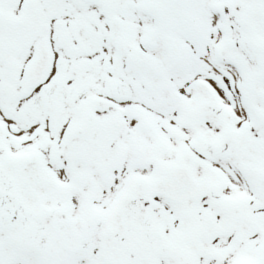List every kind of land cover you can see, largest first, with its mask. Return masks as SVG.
<instances>
[{
	"label": "snow or ice",
	"instance_id": "snow-or-ice-1",
	"mask_svg": "<svg viewBox=\"0 0 264 264\" xmlns=\"http://www.w3.org/2000/svg\"><path fill=\"white\" fill-rule=\"evenodd\" d=\"M0 264H264V0H0Z\"/></svg>",
	"mask_w": 264,
	"mask_h": 264
}]
</instances>
